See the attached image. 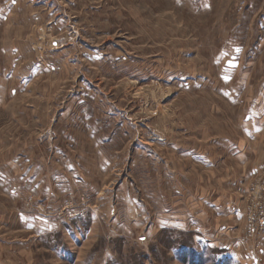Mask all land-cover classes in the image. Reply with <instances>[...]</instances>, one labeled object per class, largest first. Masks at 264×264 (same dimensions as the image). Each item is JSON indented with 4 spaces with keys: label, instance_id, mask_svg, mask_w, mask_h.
I'll return each mask as SVG.
<instances>
[{
    "label": "rangeland",
    "instance_id": "1",
    "mask_svg": "<svg viewBox=\"0 0 264 264\" xmlns=\"http://www.w3.org/2000/svg\"><path fill=\"white\" fill-rule=\"evenodd\" d=\"M259 120L264 0H0V264H264Z\"/></svg>",
    "mask_w": 264,
    "mask_h": 264
},
{
    "label": "crops",
    "instance_id": "2",
    "mask_svg": "<svg viewBox=\"0 0 264 264\" xmlns=\"http://www.w3.org/2000/svg\"><path fill=\"white\" fill-rule=\"evenodd\" d=\"M257 125V124H256ZM257 128L251 129V130H244L243 133L244 135L249 139L248 142H253L255 141L259 136H261L264 133V121L262 123L260 120L258 121V125L256 126ZM247 142V143H248ZM229 147V152L231 157H233L236 162L240 164L242 167L238 172H235V177H240V178H233L227 181V186L230 187V190L234 193L236 197L235 199H222L218 200L216 195L215 199L208 198L206 196L199 197L198 201L203 203V205L206 206L207 209L212 210V212L218 217H226L228 220H233L235 222L239 221L242 219V207L239 205V199L242 198L247 192L248 188L246 187V182H248L254 175H256L259 170L264 168V161L260 164L254 165L252 167H248L251 163V159L253 156L254 149L252 146L250 147L249 145H246V143L242 144H235L231 145ZM202 165L204 168H213V162L208 156L202 155ZM238 164V165H239ZM247 168V169H246ZM227 198V197H224ZM239 202V203H238ZM203 215L206 216V211L203 210ZM230 227V226H229ZM229 227H221L220 229L222 230L225 228ZM204 232V231H203ZM205 234V232L203 233ZM205 240H209L210 244L209 246L212 248H218L220 250H225L227 255L230 257L234 258L236 261L241 262L244 264V262H247L250 264V262L253 260L255 262L256 257L252 256V254H244L242 255L239 253L238 248L240 247L241 242L239 240L237 241H230L228 243L222 244L220 240L215 241L214 239L207 238V235L205 234L204 237ZM260 248L258 252H260L261 255H264V240L261 241L260 243ZM257 256V255H256Z\"/></svg>",
    "mask_w": 264,
    "mask_h": 264
},
{
    "label": "built area",
    "instance_id": "3",
    "mask_svg": "<svg viewBox=\"0 0 264 264\" xmlns=\"http://www.w3.org/2000/svg\"><path fill=\"white\" fill-rule=\"evenodd\" d=\"M249 210H250L249 216L252 218L251 222L255 223L256 227L258 228V231H260L259 234L264 236V207L260 210V212L252 208H250Z\"/></svg>",
    "mask_w": 264,
    "mask_h": 264
},
{
    "label": "bare ground",
    "instance_id": "4",
    "mask_svg": "<svg viewBox=\"0 0 264 264\" xmlns=\"http://www.w3.org/2000/svg\"><path fill=\"white\" fill-rule=\"evenodd\" d=\"M116 147V146H115Z\"/></svg>",
    "mask_w": 264,
    "mask_h": 264
}]
</instances>
